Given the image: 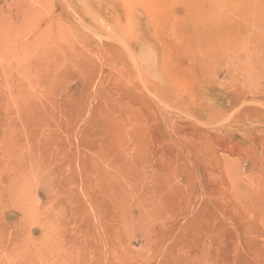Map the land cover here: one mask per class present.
I'll return each instance as SVG.
<instances>
[{"label":"rangeland","instance_id":"374dc122","mask_svg":"<svg viewBox=\"0 0 264 264\" xmlns=\"http://www.w3.org/2000/svg\"><path fill=\"white\" fill-rule=\"evenodd\" d=\"M0 264H264V0H0Z\"/></svg>","mask_w":264,"mask_h":264}]
</instances>
